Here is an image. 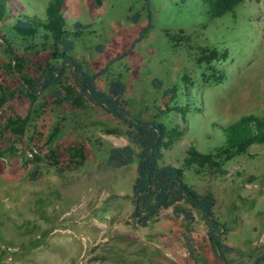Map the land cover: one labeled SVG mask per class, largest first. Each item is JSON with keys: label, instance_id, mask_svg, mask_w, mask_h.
I'll return each instance as SVG.
<instances>
[{"label": "rangeland", "instance_id": "1", "mask_svg": "<svg viewBox=\"0 0 264 264\" xmlns=\"http://www.w3.org/2000/svg\"><path fill=\"white\" fill-rule=\"evenodd\" d=\"M48 2L10 0L13 15L0 20V84L13 93L0 108V264H220L199 214L185 205L177 218L168 209L144 226L133 222L135 161L104 165L110 148L126 144L125 125L79 93L68 70L56 86L25 95L19 78L47 70L50 40L11 26L17 13L45 20ZM201 10L199 0H64L61 8L66 27L88 25L72 57L89 75L104 69L95 79L101 90L120 76L128 115L163 123L161 164L178 168L189 147L216 156L218 127L264 109V0L212 20ZM205 48L225 58L197 63ZM10 117L21 126L16 135L2 131ZM221 168L225 176L183 168V180L211 196L213 215L229 228L223 241L256 256L264 251V143Z\"/></svg>", "mask_w": 264, "mask_h": 264}, {"label": "trees", "instance_id": "2", "mask_svg": "<svg viewBox=\"0 0 264 264\" xmlns=\"http://www.w3.org/2000/svg\"><path fill=\"white\" fill-rule=\"evenodd\" d=\"M10 0H0V20L12 14L6 5ZM64 0H49L45 13L46 19L40 20L35 17L17 13L11 29L17 35L34 38L39 36L48 43L50 60L48 66L37 79L29 80L20 77L22 84L27 88L26 96L31 97L38 90L43 91L54 87L64 78L65 70L79 93L88 101L101 108L107 115L125 125L123 136L126 144L120 147H112L107 151L104 165L113 169H120L135 161V177L131 184V198L133 209L131 218L139 226L158 215L160 211L170 209L174 218L180 216L177 205H185L195 210L206 228V236L210 246L216 251L220 264H264V251L256 256L242 253L228 246L223 237L229 228L225 222L219 221L212 212V199L210 195L198 193L192 186L183 180V168L195 166L198 169H211L216 176H225L227 170L222 169L223 161L233 156L243 154L253 144L264 143V109L261 116L246 114L238 117L226 126H220L223 141L219 146V152L202 154L189 147L186 157L183 159L182 168L170 164H161L162 149L168 133L163 125L156 119L143 121L130 117L125 109L124 94L125 86L118 75L108 82L106 90L97 88L95 79L101 75L104 69L94 75L87 74L82 66L72 57L74 42L88 29V25L73 23L66 27L61 15ZM202 14L207 20L219 18L233 9L244 0H199ZM147 4V0H144ZM13 15V14H12ZM137 22V15L130 19ZM147 21L149 15L147 14ZM150 29L147 23L141 28L133 40L137 43ZM7 53L10 52L8 49ZM225 53H218L215 49H202L196 58L197 63L209 64L212 61L223 60ZM14 70L13 68H11ZM17 72V71H16ZM60 97L59 92L54 93ZM13 97V93L0 84V108ZM70 97L68 96L67 99ZM214 127V125H212ZM2 131L10 135H16L21 128L16 119L7 118L1 125ZM18 128V129H17ZM185 220H192L189 211L181 214ZM188 248V245H186ZM190 258L194 257L192 248H188ZM233 255L228 259L227 256Z\"/></svg>", "mask_w": 264, "mask_h": 264}]
</instances>
